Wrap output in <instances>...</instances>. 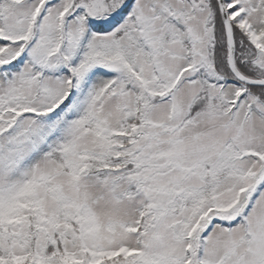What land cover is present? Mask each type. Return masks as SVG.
<instances>
[{
    "label": "snow or ice",
    "instance_id": "obj_1",
    "mask_svg": "<svg viewBox=\"0 0 264 264\" xmlns=\"http://www.w3.org/2000/svg\"><path fill=\"white\" fill-rule=\"evenodd\" d=\"M0 264H264V0H0Z\"/></svg>",
    "mask_w": 264,
    "mask_h": 264
}]
</instances>
